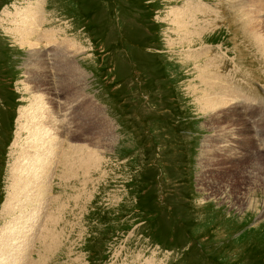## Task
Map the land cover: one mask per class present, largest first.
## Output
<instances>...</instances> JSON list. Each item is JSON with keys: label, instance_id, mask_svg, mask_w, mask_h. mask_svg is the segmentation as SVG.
Returning a JSON list of instances; mask_svg holds the SVG:
<instances>
[{"label": "rangeland", "instance_id": "1", "mask_svg": "<svg viewBox=\"0 0 264 264\" xmlns=\"http://www.w3.org/2000/svg\"><path fill=\"white\" fill-rule=\"evenodd\" d=\"M37 3L42 29L59 31L57 45L37 50L68 44L65 58L84 72H69L78 81L71 90L61 89L66 73L57 70L35 77L39 91L27 87L31 49L12 16ZM263 34L264 0H0V239L40 202L34 179L15 184L16 209L5 207L14 180L36 173L24 168L11 183L12 163L25 156L21 108L31 95L73 106L59 137L64 130L68 148L77 133L72 144L89 151L88 169L62 174L59 165L46 184L38 226L48 241L12 243L22 256L0 264L30 253L32 264H264ZM208 81L221 88L216 111L202 105L217 93ZM251 170L263 178H249Z\"/></svg>", "mask_w": 264, "mask_h": 264}, {"label": "bare ground", "instance_id": "2", "mask_svg": "<svg viewBox=\"0 0 264 264\" xmlns=\"http://www.w3.org/2000/svg\"><path fill=\"white\" fill-rule=\"evenodd\" d=\"M33 5L29 4L24 8L17 9V12L15 14H13V16H12L14 18L13 22L15 25V27H14L15 30H13V31H14L16 38L18 39V41L21 45H23V46L27 45L31 49L30 50V59L28 62V66L30 68V70L28 71V73H29V80L28 81L31 82V84L27 85V87H30L29 92L32 94V92L39 91V88H36L37 86L34 83L36 81L35 77H39V76H42V74H45V73H43V71H49V72H47L48 75L51 76V74H52V77H53L56 70L66 73V74L58 77V84L61 86V89L63 90L64 87L65 88L68 87L69 83H70L69 90H71L70 88L72 87V89H73L74 84L76 86L78 85V81H76L74 79H71L68 81L67 75L70 74L69 72L71 70H74V69L82 72L80 67H79V64L77 63V61L74 57L70 58V56H69L68 58H65L66 51H67L68 46H69L68 44L64 45V46L60 45L59 47H55L54 50H52L51 48H47L46 50H42L39 48V50H37V47L41 46L42 44H47V45L56 44V42H58L59 31L58 30H54V31L43 30L42 26L44 23V16L42 15L43 11H41V10H43V8H42L43 4L40 5L37 3L35 6H33ZM170 14L173 17V20L176 22V25H179V27L183 26L186 28L187 24H186V21L183 20V18H184L183 12H178L176 10H173V11H171ZM6 15H9V12H7ZM250 23L251 22H248V24H250ZM257 24L258 23H255L254 25H257ZM251 26H252V24H251ZM259 26H258V28H259ZM248 27H249V25H248ZM254 27L257 28L256 26H254ZM244 29L246 30V28H244ZM249 30L247 28V31H249ZM249 32H248V34H249ZM185 35H189V33L186 32ZM188 40L189 39H187V41ZM195 54H197V53H195ZM200 54H198V55H200ZM59 57H62V58H59ZM205 68H206L205 72L207 73L208 76H210L211 70L209 71L208 70L209 68H207V67H205ZM83 73L84 72H82V74ZM40 83H42V82H40ZM56 83H57V81H56ZM207 86L210 88L209 89L210 94L214 90H217L216 91L217 93L214 97L210 96V95H208L206 98L204 97L205 99L203 100L202 105L204 106V104H205V107L208 105L211 109L215 110L220 105V102L218 101L217 97H218L219 93H221V88L219 89V87L217 85H211L209 81L207 82ZM206 91H207V89H206ZM222 91H223L224 96H228L226 94V93H228L227 89H222ZM59 93H61V92H59ZM66 93H67V91H66ZM213 93H215V92H213ZM62 94H64V93H62ZM38 95L39 94L35 95L34 98L31 95V97L29 98V100L31 101L30 104L21 108V117H23L22 121L23 122L25 121V123L20 121V122H22L21 123V127H22L21 131L23 132V130H26L28 128L29 133H28V137H27V142L25 143V146L22 149L23 150L22 152L25 153L24 158L22 160H20V164H18L16 161H14L12 163L11 170L14 171V174L12 176L11 183L13 182V178L16 177L15 173L18 171H26L25 169L28 170L29 167L30 168L34 167L36 173L34 174V176L32 178L26 179V177L23 178V176H20L18 179L14 180L15 182L12 184L11 189H10L11 195L9 196V199L6 201L5 207L7 208L8 205H10V208L13 207L12 210L16 209V206H13V202L11 203L12 198H15V196H12L14 194V191H12V188H13V186H15V184L18 185L17 187L25 186V184H29L31 182V180H34V179L38 180V183H31V188H32V190H34L32 194L37 193V194L41 195V196H39L40 202H39V204H34L33 207H31V210H28L27 213H24L21 211V214L19 216H17V218H15V220H13L14 222H12L13 224H11V226H9V228L10 229H16V231L13 232L11 230L13 232L12 235H8L6 233V234H4L5 236H3L0 239V259H5V258L11 259L14 257L19 258L22 256V253L20 251V247H22L21 246L22 243H23V245H27V243L31 242L30 244H32V246H34L35 245L34 242L36 239L38 240V242H40L42 240L44 235H42V232L39 229V226H41L40 221H42V219L40 217H41V214L43 216V211H41L42 208L39 205H42L45 203V202H42V200H44V195H46L45 191L48 188V185H46V184L53 182V178L56 174L55 170H57L58 166L61 165L62 174H65V173L67 174L66 171H68V172L74 171V169H77V168H75L76 165H78V169L79 168L88 169V168H85V166H84V159L83 158H84V153L89 152V151L81 148V146L79 144H75V143L72 144V140H74L73 135H75L77 133H73V135L70 137L71 142H69L68 144L70 145L71 149L69 146L67 148L66 132L64 130H63V133L61 135L62 138L60 139V137H59L58 129L60 127H63V126L64 127L67 126L69 119H70V116H72V114H73V106L67 107L66 104H63L61 101H59L60 103L57 104L55 102L56 100L52 102L53 105L51 106L50 105L51 102L47 101V98H46L48 96L45 97V95H43V94H40L39 96ZM34 100H36V101L34 102ZM225 101H226V104L229 103L228 100L225 99ZM49 102H50V104H49ZM221 102H223V100ZM61 111H63V113ZM58 116L60 117L61 123L58 120ZM61 116H63V118H61ZM65 122H67V124ZM62 123H64L63 126H62ZM18 124L20 125V123H18ZM19 133H21V132H19ZM77 140H78V138H77ZM67 142H68V140H67ZM62 148L65 149L63 156L61 155L62 152L60 154V150ZM253 154H255V153H253ZM46 158H48V159H46ZM93 159H94V157L91 158L90 161L92 162ZM87 160H89V159H87ZM97 161H98V163H97V166H98L100 159L98 158ZM91 165H93V164H91ZM43 166H45V167H43ZM247 175L249 176V178H251V179L254 178L257 181L259 179L263 178L261 175H259L258 173L254 172L252 170L248 171ZM24 188H26V187H24ZM50 188H51V186H50ZM18 194L20 195V193H18ZM21 203H23V202H21ZM20 205L21 206L23 205L22 206L23 208H25L24 206H26L24 204H20ZM10 208H8V211H10ZM17 209H18V207H17ZM14 212H12V213H14ZM52 221L53 220H51V222ZM54 221H55V219H54ZM24 229H26V230L31 229V231L28 233V237H23L22 231ZM41 229H43V228H41ZM17 230H18V232H17ZM17 234H19V236H17ZM43 234H44V232H43ZM20 237L22 239H20ZM47 239H48L47 236H44V240H47ZM15 242L16 243L21 242V245H18V248L16 251L11 252L9 250V246ZM41 243L44 244V247L46 249L47 244H45L44 242H41ZM49 250H50V248H49ZM49 250H47V251H49ZM41 252H44V251H41ZM27 254H29V253H27ZM30 254L28 255V257L30 256L29 258H27V256L26 257L24 256L23 261L22 262L18 261V262H20V264H22L23 262L32 264V260H30L29 262L27 261V259L29 260L32 257ZM42 256H43V254H42ZM5 262H7V261H5ZM16 264H17V261H16Z\"/></svg>", "mask_w": 264, "mask_h": 264}]
</instances>
